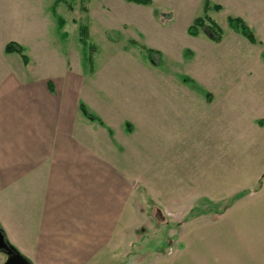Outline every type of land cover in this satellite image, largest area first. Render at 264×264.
Returning <instances> with one entry per match:
<instances>
[{"label":"rangeland","instance_id":"374dc122","mask_svg":"<svg viewBox=\"0 0 264 264\" xmlns=\"http://www.w3.org/2000/svg\"><path fill=\"white\" fill-rule=\"evenodd\" d=\"M152 1V6L134 5L143 15L152 7L163 26L139 22L144 25L139 30L130 22L136 9L124 0H62L55 9V0H0V76L21 72L20 65L30 73L20 53L3 49L7 41H18L37 64L33 71L56 78L67 77L72 68L89 112L112 111L135 121L136 134L127 123L129 168L144 179L135 183L136 226H129L127 239L134 255L128 264H264V61H258L264 60V0H209L222 5L209 14L224 30L223 43H204L184 29L204 14L206 0ZM229 17L247 22L257 38L255 48L235 36L244 37ZM83 24L91 32L88 44L80 38ZM131 44L137 49L127 47ZM152 46L164 55L154 54ZM186 48H195V57L187 58ZM108 57L110 65L102 61ZM210 92L220 97L213 103L217 112L206 102ZM153 94L164 99L154 117ZM154 163L160 171L171 166L177 197L181 193L177 200H184L183 190L187 194L185 207L179 202L166 223H155ZM187 206L190 213H182ZM0 256V261L7 257L3 251Z\"/></svg>","mask_w":264,"mask_h":264},{"label":"crops","instance_id":"0c3cea01","mask_svg":"<svg viewBox=\"0 0 264 264\" xmlns=\"http://www.w3.org/2000/svg\"><path fill=\"white\" fill-rule=\"evenodd\" d=\"M130 4L136 7V3ZM56 6L54 2V9ZM151 8L146 15L138 14L139 9L135 8L136 19L130 22L138 24L139 30L144 27L139 22L163 26ZM196 17L184 24L187 32ZM198 35L204 43L213 40L206 33ZM63 36L67 32L63 31ZM235 36L250 42V48L256 47L244 35L247 40L237 33ZM224 40L223 36L220 42H215ZM9 42H3L4 50ZM131 45L127 47H138ZM140 47L147 45L142 43ZM148 49L164 55L158 47ZM196 52L195 48H186L185 56L195 57ZM28 57V62L23 61L30 73L22 72L24 67L20 65L21 72L0 76V204L3 207L0 228L5 239L30 264H128L127 259L134 255L128 252L127 239L129 226L135 224V183L144 179L129 168L133 162L128 156L131 138L127 123L134 124L135 131L131 134H136L137 125L112 111L95 115L100 120L88 118L80 107L81 81L71 76L72 68L67 70V77L50 78L37 73V64ZM111 60V57L102 59L107 65ZM95 71L98 73L99 68ZM189 79L183 80L190 82ZM162 95L151 97L153 117L159 113L154 110L159 108L157 103L164 101ZM106 98L114 102V97ZM218 98L211 93L206 101L216 112L213 103ZM170 168L167 164L160 171L156 163L152 167L151 195L156 224L161 220L166 223V217L175 213L173 209L179 202L184 207L186 204L185 190L184 200H177L181 193L177 197L175 173ZM191 208L187 206L181 212L190 213ZM6 260L7 257L0 264Z\"/></svg>","mask_w":264,"mask_h":264},{"label":"trees","instance_id":"16d2710c","mask_svg":"<svg viewBox=\"0 0 264 264\" xmlns=\"http://www.w3.org/2000/svg\"><path fill=\"white\" fill-rule=\"evenodd\" d=\"M62 0H55V4L57 5ZM131 3L142 4V5H150L152 0H124ZM222 5L220 4H211L209 0L205 1L204 5V14L195 18L193 23L188 27L189 34L196 36L200 33V30H206L208 34L212 37V39L216 42H220L224 36V30L222 26L209 14L210 10L220 11ZM229 23L233 27V29L237 32L243 34L249 41L252 43H257V38L253 33L250 26L247 22L241 17H229ZM59 28H64V18L58 17ZM80 35L83 43L88 44L89 40V31L88 26L86 24L80 25ZM146 48V47H145ZM6 52H18L22 55L25 62L29 61L28 55L25 53V48L17 42L11 41L6 45ZM150 50V49H149ZM151 51V50H150ZM184 77V76H183ZM187 80V77L183 78ZM81 110L83 113L90 119L100 120L94 114L89 112L88 107L85 103L81 102ZM260 124H264V119L260 120ZM8 242V241H7ZM8 244L13 247L9 242ZM14 248V247H13Z\"/></svg>","mask_w":264,"mask_h":264},{"label":"water","instance_id":"95a60500","mask_svg":"<svg viewBox=\"0 0 264 264\" xmlns=\"http://www.w3.org/2000/svg\"><path fill=\"white\" fill-rule=\"evenodd\" d=\"M0 251H3L8 255L7 260L3 264H30L29 261L19 251L8 244L1 228Z\"/></svg>","mask_w":264,"mask_h":264},{"label":"flooded vegetation","instance_id":"af4514ba","mask_svg":"<svg viewBox=\"0 0 264 264\" xmlns=\"http://www.w3.org/2000/svg\"><path fill=\"white\" fill-rule=\"evenodd\" d=\"M7 255V254H6ZM7 258H8V255H7Z\"/></svg>","mask_w":264,"mask_h":264}]
</instances>
